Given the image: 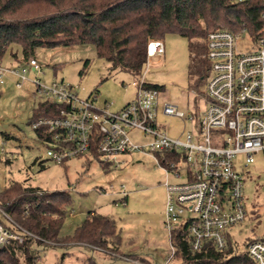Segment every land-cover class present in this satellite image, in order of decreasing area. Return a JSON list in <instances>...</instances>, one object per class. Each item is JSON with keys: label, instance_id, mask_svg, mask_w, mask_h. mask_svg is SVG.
Returning a JSON list of instances; mask_svg holds the SVG:
<instances>
[{"label": "rangeland", "instance_id": "rangeland-1", "mask_svg": "<svg viewBox=\"0 0 264 264\" xmlns=\"http://www.w3.org/2000/svg\"><path fill=\"white\" fill-rule=\"evenodd\" d=\"M34 8L31 13L24 10L10 20H25L45 13L41 12L44 7L35 5ZM163 43L165 54L150 58L144 69L146 73L138 79L128 72L112 71L111 64L98 57L92 44L41 47L33 56L42 65L40 81L43 84L64 81L79 99L95 98L98 108L108 105L111 112L119 111L132 99L136 93L135 81L164 86L161 103L176 105L186 118L194 119V123H184L175 117L159 115V123L174 138L187 131L196 132L193 125L206 109L208 100L204 93L205 79L189 78L191 56L187 39L168 34ZM250 48L251 43L246 38L238 49L246 52ZM11 51L18 53V59ZM22 57V49L13 46L2 65L20 67L26 63ZM37 74L28 71V80L22 81L21 86H17L13 78L0 85V192L13 182L40 188L44 191L40 195L66 192L70 203L60 230L61 239L74 235L91 213L115 220L118 233V245L115 248L110 245V249L87 243H35L33 254L38 264L166 263L170 241L164 226V184L167 180L176 183L184 179H175L159 165L155 155L142 152L121 155L118 157L120 163L106 164L91 155L73 158L61 165L53 162L47 154L51 144L39 139L31 122L34 108L46 101L43 96L36 95L37 85L32 80ZM130 137L139 145H146L151 139L140 131H131ZM236 161L241 167L245 164L242 155ZM181 167L185 174L186 165ZM239 170L244 177L247 213L244 221L230 232L239 250L246 252L248 242L264 239V152L255 155L254 162L244 171L243 168ZM122 192L127 193L124 203ZM3 213L0 212V220L4 225L18 232L25 230Z\"/></svg>", "mask_w": 264, "mask_h": 264}, {"label": "built area", "instance_id": "built-area-1", "mask_svg": "<svg viewBox=\"0 0 264 264\" xmlns=\"http://www.w3.org/2000/svg\"><path fill=\"white\" fill-rule=\"evenodd\" d=\"M262 4V26L256 35L246 30L240 33L215 30L207 35L209 69L204 93L208 105L192 124L196 132L187 131L179 137H170L165 132L159 115L175 117L184 123H194L193 117L186 118L176 105H162L161 92L144 80L133 83L136 88L133 100L121 110L111 112L108 105L98 108L95 98L79 99L64 81L43 84L42 65L34 56L20 67H4L0 61V85L14 78L16 85L21 86L22 81L28 80V71L37 72L32 80L37 85L36 95L60 106L57 115L41 117L32 123L51 144L47 154L56 164L92 156L96 151L103 163H120L119 156L142 152L155 155L159 165L175 179H184L176 183L167 180L164 184V226L170 241V253L164 264L174 263L172 234L184 226L194 252L203 251L208 244L226 251L230 247L229 238L238 244L230 231L244 221L247 213L244 177L239 168L244 171L254 162L255 155L264 152V0ZM246 38L251 48L241 52L239 45ZM164 54L163 41L151 40L147 45V65L150 58ZM131 131H140L151 139L146 145H139L130 137ZM158 154L174 159L160 160ZM240 155L245 160L242 167L236 161ZM182 164L186 165L185 174ZM122 195L124 203L127 193ZM0 212L3 213L1 209ZM27 236L37 238L27 230L18 232L12 226L7 227L0 220V247L22 244ZM245 250L253 264H264V239L248 242Z\"/></svg>", "mask_w": 264, "mask_h": 264}, {"label": "trees", "instance_id": "trees-1", "mask_svg": "<svg viewBox=\"0 0 264 264\" xmlns=\"http://www.w3.org/2000/svg\"><path fill=\"white\" fill-rule=\"evenodd\" d=\"M35 5L44 7L41 12L45 13L25 20H10L21 11L31 13ZM262 9V0L245 3L230 0H0V61L13 46L22 49V61L26 62L37 48L92 44L98 57L111 64L112 71L128 72L138 79L147 66L148 43L177 34L188 41L189 78L201 81L209 69L207 35L215 30L234 33L246 30L256 35L262 26ZM11 54L18 59V53L11 51ZM147 85L160 92L164 90V86ZM59 111L60 106L55 103L39 102L31 122L57 115ZM35 131L39 139L45 141L41 131ZM92 156L100 159L97 151ZM157 156L160 160L174 159ZM41 192L44 191L21 182H13L0 192V209L37 237L27 236L22 244L0 247V264H38L33 254L35 243H87L103 249L118 245L115 220L97 213H91L74 235L61 239L60 230L70 197L66 192L40 195ZM229 241V249L223 252L212 244L201 252H194L184 226L172 234L178 261L172 264H253L246 252L239 251L230 238Z\"/></svg>", "mask_w": 264, "mask_h": 264}, {"label": "crops", "instance_id": "crops-1", "mask_svg": "<svg viewBox=\"0 0 264 264\" xmlns=\"http://www.w3.org/2000/svg\"><path fill=\"white\" fill-rule=\"evenodd\" d=\"M13 79H14V78H13ZM14 82H16V80H15V79H14ZM15 84H16V83H15ZM134 97H135V94H134V96L132 97V99H131V100H133V99H134ZM131 100H129L128 102H130ZM128 102H127V103H128ZM127 103H126V104H127ZM126 104H125V105H126ZM164 104H166V103H162V105H164ZM125 105H124V106H125ZM124 106H123V107H124ZM123 107H122V108H123ZM122 108H121V109H122ZM121 109H120V110H121ZM160 115H163V114H160ZM164 213H165V211H164ZM164 217H165V214H164ZM132 261H134V262H137L136 260H132Z\"/></svg>", "mask_w": 264, "mask_h": 264}]
</instances>
